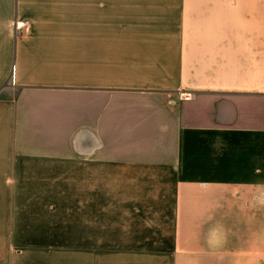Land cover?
<instances>
[{
    "label": "crops",
    "instance_id": "obj_1",
    "mask_svg": "<svg viewBox=\"0 0 264 264\" xmlns=\"http://www.w3.org/2000/svg\"><path fill=\"white\" fill-rule=\"evenodd\" d=\"M0 264H264V0H0Z\"/></svg>",
    "mask_w": 264,
    "mask_h": 264
},
{
    "label": "rangeland",
    "instance_id": "obj_2",
    "mask_svg": "<svg viewBox=\"0 0 264 264\" xmlns=\"http://www.w3.org/2000/svg\"><path fill=\"white\" fill-rule=\"evenodd\" d=\"M27 24V23H26ZM18 23L15 24V28L20 30L25 28L27 25L17 27ZM20 88H14L12 91L16 94L20 92ZM167 101L170 103H174L177 105V97L175 98L174 94H167ZM155 185L162 189L168 191L169 201L166 206L162 207L161 214H148V215H136L131 216V221L135 220V228L131 229L129 234H125V236L133 238L135 243L140 248H167L170 244V239L172 237V229H173V207H170V203L173 200L171 197V189L173 184L171 182H156ZM92 193V197H93ZM109 195V193H108ZM113 193L111 194V196ZM173 196V193H172ZM171 197V198H170ZM112 198V197H111ZM146 217V218H145ZM115 214L111 213L107 215V219L110 221V225H114ZM54 226H57L55 224ZM125 226V224H124ZM66 233L65 230L60 231L59 229H54V233ZM108 233L114 234V230H108ZM109 235V234H108ZM54 237L56 235L54 234Z\"/></svg>",
    "mask_w": 264,
    "mask_h": 264
},
{
    "label": "built area",
    "instance_id": "obj_3",
    "mask_svg": "<svg viewBox=\"0 0 264 264\" xmlns=\"http://www.w3.org/2000/svg\"><path fill=\"white\" fill-rule=\"evenodd\" d=\"M24 25H26V22H21V23H18L17 27L24 26ZM180 96L183 98H188L189 94L182 92V93H180Z\"/></svg>",
    "mask_w": 264,
    "mask_h": 264
}]
</instances>
